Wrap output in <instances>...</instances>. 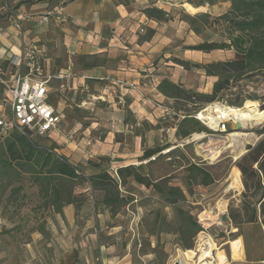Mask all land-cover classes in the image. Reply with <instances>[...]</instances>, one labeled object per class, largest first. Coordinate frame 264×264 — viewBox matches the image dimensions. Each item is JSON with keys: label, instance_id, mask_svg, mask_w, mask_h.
<instances>
[{"label": "rangeland", "instance_id": "374dc122", "mask_svg": "<svg viewBox=\"0 0 264 264\" xmlns=\"http://www.w3.org/2000/svg\"><path fill=\"white\" fill-rule=\"evenodd\" d=\"M183 1L195 8H186L188 12ZM160 2H172L173 6L167 10L144 8L145 16L156 23L147 20L137 28L138 40L148 41L144 45L150 53L141 71L142 81L136 88L141 101L128 108L119 92L110 96L119 109L113 111L128 121V130L132 132L125 140L122 137V146L116 152L98 154L94 152L96 141L81 139L83 133L75 136L77 131L86 129L83 126L88 125V118L101 116L102 111L95 113L89 103L97 102L98 96L92 94L99 91L94 88L62 91L55 80L48 81V99L62 113L60 125L47 135L26 134L37 145L66 159L79 177L55 176L57 180L47 184L34 178L33 166H21L18 160H13V166L6 167L1 159L10 156L7 137L17 130L0 134V260H10L16 253L26 263L52 264L59 260L61 251L69 248L81 258L84 253L80 254V250L94 245L96 225L102 236L107 223H111L104 217L106 212L112 216V224L118 223L131 232L142 221L147 228L170 234V238L164 235L163 243L158 242L160 260L169 248L176 254V260L181 259L179 249L184 250L180 251L183 255L186 250L195 249L200 232L214 242V264L220 250L231 264V260L244 259L247 249L250 256L254 253L256 258L264 257V205L259 201L262 186L251 185L247 189L237 165L247 146L264 138V117L259 115V109L264 107V69L231 77L226 87L215 91L214 84L219 78L215 73L223 68L213 63L232 60L234 50L195 47L228 41L232 30L217 18L229 10L230 0ZM99 98L97 104L102 103V97ZM215 102L236 106L255 103L258 107L255 115L261 120L246 123V128L244 125L235 128L231 121L221 122L215 130L197 115ZM187 114L200 122L183 118ZM113 115L107 110V116ZM230 132L251 135L229 146ZM198 134L201 136L194 137ZM119 139L121 136L116 132L115 140ZM211 145L221 148L214 159L206 151ZM152 149L155 151L145 155V150ZM126 165L132 167L123 168ZM102 170L111 179L110 189L91 185V177ZM70 203L74 207L69 218L63 209ZM218 203L224 210L219 213V223H215L213 215L218 212ZM254 206L256 220L251 221ZM97 212L101 213L98 217L93 215ZM222 214L227 215L225 221ZM238 237L244 251L240 258L233 259L229 241ZM187 258L191 264L201 263L196 256Z\"/></svg>", "mask_w": 264, "mask_h": 264}, {"label": "crops", "instance_id": "0c3cea01", "mask_svg": "<svg viewBox=\"0 0 264 264\" xmlns=\"http://www.w3.org/2000/svg\"><path fill=\"white\" fill-rule=\"evenodd\" d=\"M160 1L163 0H30L16 8L15 16L22 18L23 32L15 35L11 32L10 20L1 15L5 10L1 7L4 0H0V58L17 51L20 46L36 43L41 51L45 74L50 76V81L55 80L59 86L62 85L64 90L59 87L62 91H82L89 88L99 91L92 95L98 96L95 99L97 102H100L101 96L102 103H89L95 113L102 111L101 116L88 118V125L85 123L83 126L86 129L77 131L75 136L83 133L85 136L81 139L97 142L94 152L111 154V151L116 152L122 146V137L125 140L132 132L128 130V121L119 112L113 111L119 109L110 96L112 92H119L122 97L117 96V99L124 98L128 108H133L141 101L136 88H139V82L142 81L141 71L150 53L144 45L148 41L142 38L138 40L140 33L137 28L147 20L156 23L145 16L144 8L155 6L167 10L169 6H173L172 2L162 4ZM58 5H62L64 21H39L41 14L56 9ZM182 5L187 6L185 9L193 8L188 1H183ZM126 96L129 100H126ZM107 110L119 116H107ZM116 132L121 139L115 140ZM73 207V203H70L63 209L69 218L73 215ZM93 215L98 217L101 213ZM104 217L111 220V223H107L102 236H99L101 229L96 225L94 245L80 250V254L84 253L81 258L76 250L69 248L61 251L59 260L52 264H172L177 259L176 254L171 252L172 248L159 259L161 252L158 242L160 240L163 243L164 235L170 238V234L147 228L142 221L131 232L128 228H121L118 223L112 224L114 221L108 212ZM229 243L232 258H240L244 251L242 239L238 237ZM244 254V259L231 262L264 264V257L256 258L254 253L250 256L248 249ZM215 258L217 264L227 262V257L221 250ZM0 264L30 263L18 259L15 253L10 260H0Z\"/></svg>", "mask_w": 264, "mask_h": 264}, {"label": "trees", "instance_id": "16d2710c", "mask_svg": "<svg viewBox=\"0 0 264 264\" xmlns=\"http://www.w3.org/2000/svg\"><path fill=\"white\" fill-rule=\"evenodd\" d=\"M27 1L30 0L17 1L12 4L9 11H4L1 15L6 16L10 22L13 21L17 6ZM230 2L231 5L229 10L217 18L223 23L228 24L227 28L232 30L228 36V41L206 43L207 45H197L195 47L197 49H202L204 46H209L208 49L226 48L234 50V58L232 60L213 63L223 68V71L215 73L219 76L214 84L215 91H219L221 88L226 87L231 77L235 79L246 72L255 70L262 71L264 69V0H230ZM59 6L62 5H58V7ZM224 77L225 82L223 84ZM259 115L264 117V107L262 106L261 109H259ZM183 118H191L197 123L200 122L189 114L184 115ZM263 132L264 130L262 133ZM186 134L187 133H183V135ZM7 138L10 139L7 147V152H9L10 156L7 155L5 159H1V162L6 167L13 166V160H18L21 166H33L34 178L40 182L45 181L47 184H51V182L56 179L55 176H59L58 178L63 176L79 177L74 167L66 159L59 157L54 151L49 150L47 147L37 145L28 134L14 131L11 132ZM247 149L248 150L239 158L237 163L243 176L244 186L247 189L250 188L251 185L256 188L262 186L263 195L264 138L257 141L254 145H248ZM154 151L155 149L150 151L145 150V155H149ZM131 167V165H126L123 168L128 169ZM236 169V173L238 171L240 174L239 169L237 167ZM91 179V185L94 188L110 189L111 179L104 170L93 175ZM52 186L56 189L55 185ZM262 195L259 201L261 205H264V196L262 198ZM230 217L232 220L236 218L233 214H230ZM250 220H256L255 206L253 207V216ZM199 230L200 229H198V231Z\"/></svg>", "mask_w": 264, "mask_h": 264}, {"label": "built area", "instance_id": "2783aa9c", "mask_svg": "<svg viewBox=\"0 0 264 264\" xmlns=\"http://www.w3.org/2000/svg\"><path fill=\"white\" fill-rule=\"evenodd\" d=\"M17 1L4 0L1 7L9 11ZM21 20V17L14 15L10 22L11 32L15 35L23 32ZM50 20L57 23L65 20L62 6L40 15L41 23ZM40 52L39 45L31 43L0 58V134L17 130L47 135L61 121V111L48 99L50 76L45 74L40 63ZM59 87L63 89L62 85ZM225 264L230 263L227 261Z\"/></svg>", "mask_w": 264, "mask_h": 264}, {"label": "bare ground", "instance_id": "6f19581e", "mask_svg": "<svg viewBox=\"0 0 264 264\" xmlns=\"http://www.w3.org/2000/svg\"><path fill=\"white\" fill-rule=\"evenodd\" d=\"M257 111H258V107L256 106L255 103H249L243 106H236V105H223L218 102H215L214 104L212 105L210 104V106H207V108L199 112L198 115H199V118L207 126L215 129L217 126L221 124V122H227V121H231L233 123L239 122L241 124V127L243 125L245 126V124L248 122H254V121L258 122L261 119L255 115ZM249 135L251 134L248 132H230L227 135L229 146H231L232 143L234 144V142L238 140L240 141L241 137L243 138ZM200 136L201 135L198 134V135H195L194 137L198 138ZM220 150L221 148L218 149V148L213 147V145H211L210 147H208L206 151L209 157L214 159L215 156L220 153ZM217 208H218V212L217 210L215 211V213L213 212L214 213L213 216L215 217V220H214L215 223L218 222L219 213H222V211L224 210L220 206L219 203H218ZM210 210L212 211V208ZM198 240H199V243L197 247L195 249L186 250L185 255H183V253L179 251V257L182 259L184 264H191L189 263L188 258H187L190 256H196L197 257L196 261L201 262L199 264H208L212 261V249L214 247V242L209 237H206V235L203 232H200L198 234Z\"/></svg>", "mask_w": 264, "mask_h": 264}, {"label": "water", "instance_id": "95a60500", "mask_svg": "<svg viewBox=\"0 0 264 264\" xmlns=\"http://www.w3.org/2000/svg\"><path fill=\"white\" fill-rule=\"evenodd\" d=\"M240 127H241V124L239 122H236L235 123V128H240ZM221 219L223 221H225L227 219V215L226 214H222ZM172 264H184V263H183L182 259H179V260L174 261Z\"/></svg>", "mask_w": 264, "mask_h": 264}]
</instances>
